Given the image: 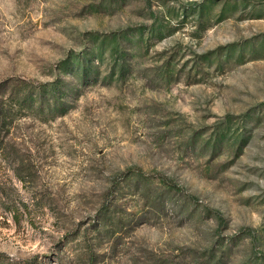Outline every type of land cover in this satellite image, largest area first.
<instances>
[{"label": "rangeland", "instance_id": "obj_1", "mask_svg": "<svg viewBox=\"0 0 264 264\" xmlns=\"http://www.w3.org/2000/svg\"><path fill=\"white\" fill-rule=\"evenodd\" d=\"M10 78L74 91L13 124L0 252L264 264V0H0Z\"/></svg>", "mask_w": 264, "mask_h": 264}, {"label": "trees", "instance_id": "obj_2", "mask_svg": "<svg viewBox=\"0 0 264 264\" xmlns=\"http://www.w3.org/2000/svg\"><path fill=\"white\" fill-rule=\"evenodd\" d=\"M83 69L85 72L87 66L83 65ZM86 75L88 74L85 73L84 76ZM65 84V80L61 78L40 83L22 78H10L0 82V157L9 163L15 159L14 142L9 134L20 115L40 112L46 119H54L69 110L67 99L72 96L74 90L66 88ZM14 171L22 182H27L28 176L18 169ZM7 208L12 212L15 221H19L21 214L19 202L13 199ZM0 264H37V262L31 259L15 261L0 252Z\"/></svg>", "mask_w": 264, "mask_h": 264}]
</instances>
